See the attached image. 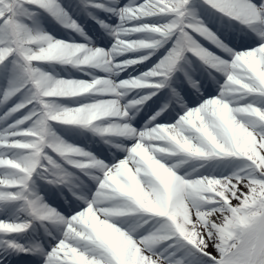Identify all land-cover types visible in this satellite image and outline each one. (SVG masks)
I'll list each match as a JSON object with an SVG mask.
<instances>
[{
	"label": "snow or ice",
	"instance_id": "6c2138e0",
	"mask_svg": "<svg viewBox=\"0 0 264 264\" xmlns=\"http://www.w3.org/2000/svg\"><path fill=\"white\" fill-rule=\"evenodd\" d=\"M0 264H264V0H0Z\"/></svg>",
	"mask_w": 264,
	"mask_h": 264
},
{
	"label": "rangeland",
	"instance_id": "374dc122",
	"mask_svg": "<svg viewBox=\"0 0 264 264\" xmlns=\"http://www.w3.org/2000/svg\"><path fill=\"white\" fill-rule=\"evenodd\" d=\"M65 2H67V1H65ZM206 46H208V45L206 44ZM57 71H59V67L57 68ZM71 76H72V78H84L82 76V74L76 72L75 70H72ZM121 78H123V76ZM209 248L212 249L211 246Z\"/></svg>",
	"mask_w": 264,
	"mask_h": 264
},
{
	"label": "bare ground",
	"instance_id": "6f19581e",
	"mask_svg": "<svg viewBox=\"0 0 264 264\" xmlns=\"http://www.w3.org/2000/svg\"><path fill=\"white\" fill-rule=\"evenodd\" d=\"M58 35H63V33L62 32H60V33H57ZM102 74V73H101ZM209 251H212V249H210L209 248Z\"/></svg>",
	"mask_w": 264,
	"mask_h": 264
}]
</instances>
